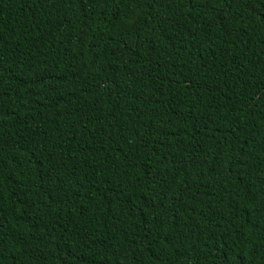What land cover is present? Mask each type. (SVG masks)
Here are the masks:
<instances>
[{
	"label": "trees",
	"instance_id": "obj_1",
	"mask_svg": "<svg viewBox=\"0 0 264 264\" xmlns=\"http://www.w3.org/2000/svg\"><path fill=\"white\" fill-rule=\"evenodd\" d=\"M0 264H264V0H0Z\"/></svg>",
	"mask_w": 264,
	"mask_h": 264
}]
</instances>
